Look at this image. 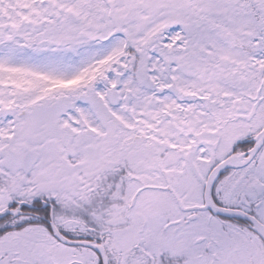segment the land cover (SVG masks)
Instances as JSON below:
<instances>
[{
    "label": "snow or ice",
    "instance_id": "snow-or-ice-1",
    "mask_svg": "<svg viewBox=\"0 0 264 264\" xmlns=\"http://www.w3.org/2000/svg\"><path fill=\"white\" fill-rule=\"evenodd\" d=\"M0 264H264V0H0Z\"/></svg>",
    "mask_w": 264,
    "mask_h": 264
}]
</instances>
